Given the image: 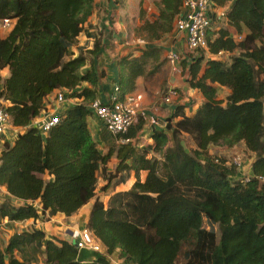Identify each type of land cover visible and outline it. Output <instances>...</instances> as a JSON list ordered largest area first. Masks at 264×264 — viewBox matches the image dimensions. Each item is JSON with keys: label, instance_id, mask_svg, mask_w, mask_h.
<instances>
[{"label": "trees", "instance_id": "1", "mask_svg": "<svg viewBox=\"0 0 264 264\" xmlns=\"http://www.w3.org/2000/svg\"><path fill=\"white\" fill-rule=\"evenodd\" d=\"M96 2L0 0V106L24 130L0 154V190L10 197L0 201V223L48 222L91 204L86 228L106 250L94 252L92 264H114L112 255L123 264H264V0H212L228 6L225 19L211 9L207 47L183 59L187 87L204 97L194 114L178 105L163 129L138 115L118 137L104 127V147L88 122L106 75L95 63L103 48L90 23ZM155 6L146 19L141 1L136 30L151 46L118 61L121 101L166 63L155 43L174 32L184 12L183 0ZM7 19L12 25L3 36ZM81 37L94 42L75 54ZM59 92L72 105L41 132L34 122ZM123 139L130 141L119 144ZM220 146L243 147L250 170L211 153ZM133 178L129 190L115 191ZM0 264L83 262L73 239L47 238L31 226L0 241Z\"/></svg>", "mask_w": 264, "mask_h": 264}, {"label": "crops", "instance_id": "2", "mask_svg": "<svg viewBox=\"0 0 264 264\" xmlns=\"http://www.w3.org/2000/svg\"><path fill=\"white\" fill-rule=\"evenodd\" d=\"M141 1L142 0H97L95 3V11L91 17L90 23L94 28L93 32L96 31L102 34L103 48L101 55L95 61L96 65L106 73L105 78L98 88V101L102 103H107L109 101L115 87L118 85L119 59L127 53L134 51L135 48H146L151 46L145 40L146 44H137V40L142 38L136 37L134 33L129 31L130 19L133 17H137L135 21L138 27L142 24L139 17ZM152 1L153 0H144V9L147 13L146 19H150L151 15L157 12L155 0ZM227 8L228 6L225 8H216L211 0V9H213V12L216 13L217 16H219L222 11L226 12ZM184 13L185 11L183 15ZM220 19L223 20L222 18ZM131 35L132 37L135 36V39L130 43L128 41V36ZM93 42V38L81 37L79 43L72 48V51L78 54L81 50H88L92 47ZM155 45L163 50L161 61L166 60V63L155 76L151 78H140L137 82L138 89L134 94H141L143 96L145 116L148 120L147 126L149 128L154 127L156 129H163L164 120L169 114L171 115L175 112L178 105H185L187 107V114L191 115L196 112L198 106L204 100V97L200 92L187 87L183 63L176 69L171 67L167 61V56L170 51L179 53H185L187 51L186 33L178 31L175 26V30L171 35L163 41L155 43ZM152 82L157 83V85L152 84ZM174 89L179 91L178 97L171 99L168 103L165 102L169 92ZM180 92H182V94H180ZM220 92H222V90ZM55 96L56 93L49 96L46 100L44 109L40 117L34 122V125L46 118L63 114L68 107L72 105L71 101L58 102ZM1 104H3L2 101H0V105ZM88 120L93 138L101 147H104L105 143L102 141V136L105 131L104 125L94 115L89 117ZM148 127L144 132L145 144L152 143L150 129H148ZM23 131L22 129L13 127L11 123H9L6 130L0 134V154L5 148L13 145L18 135ZM214 150L216 149L213 148L211 153L214 154ZM231 152L232 151H227L226 153ZM248 167L247 171L250 170V163ZM142 175L146 176V173H142ZM144 178L142 177V179ZM6 198L10 197L4 191L0 190V201ZM91 208L92 205L90 204L71 217L56 216L48 222H38V224H34L33 220L21 223L2 222L0 223V241L7 243L15 232L30 228L27 227L26 224L32 223L36 228L46 232L47 238L58 236L76 241L80 232L78 224L81 223V228L82 226L86 227ZM95 257L96 254L92 251H79V258L83 264H92ZM112 259L116 261L117 264H123L122 261L118 260L116 255H112Z\"/></svg>", "mask_w": 264, "mask_h": 264}, {"label": "built area", "instance_id": "3", "mask_svg": "<svg viewBox=\"0 0 264 264\" xmlns=\"http://www.w3.org/2000/svg\"><path fill=\"white\" fill-rule=\"evenodd\" d=\"M184 15L177 21L176 28L178 31L186 33L187 51L195 52L197 49L207 47V32L213 26L211 16V0H183ZM225 11L219 14V17L225 19ZM12 22L5 20L3 23V30L11 28ZM141 45L146 44L142 39L137 40ZM220 53L219 56H223ZM186 58V55L179 52L170 51L167 59L173 68ZM179 93L176 89L171 90L165 102H170L171 99L178 97ZM56 100L60 103L66 102L63 93L56 94ZM143 96L141 94L127 95L123 101L119 100V88L115 87L112 96L107 103L94 101L90 104V109L104 125V127L115 137L122 136L130 130L131 126L135 123L138 115H145ZM60 122L59 116L46 118L41 122L35 124L39 127L41 132H48L52 127ZM10 123V115L5 107L0 106V134H2L8 124ZM130 140H119V144L128 143ZM233 165L240 171L245 169L242 157L239 155L233 159ZM247 181L250 176L246 177ZM27 227L33 226L26 224ZM26 227V228H27ZM29 229V228H28ZM76 247L79 251L91 250L92 252L106 255V250L101 243L94 237V235L87 229H83L75 241ZM109 257V256H108ZM110 260L117 264L116 261L109 257Z\"/></svg>", "mask_w": 264, "mask_h": 264}, {"label": "rangeland", "instance_id": "4", "mask_svg": "<svg viewBox=\"0 0 264 264\" xmlns=\"http://www.w3.org/2000/svg\"><path fill=\"white\" fill-rule=\"evenodd\" d=\"M154 1V0H153ZM152 1V2H153ZM136 18L137 17H133L132 19H130V23H129V31H131L132 33H134V35L136 36V30L139 28L138 27V24L136 23ZM2 31H3V33H2V35L4 36H6V30H3L2 29ZM135 36L134 37H132V35L131 36H128V41L131 43V41L133 40V39H135ZM137 44H139L140 45V43H137ZM183 54H185L186 55V57L187 56H189V55H191L192 53L191 52H188V51H186L185 53H183ZM166 61V60H165ZM167 61H168V63L170 64V62H169V60L167 59ZM182 63H183V60L181 61V62H179V64L176 66V69L178 68V66H180V65H182ZM170 66L171 67H173L171 64H170ZM8 74H7V72H4L3 73V76L4 77H6ZM152 84H154V85H157V83H155V82H152ZM226 96V92L224 91V90H222V92H221V94H220V97L221 98H224ZM1 105H3V104H1ZM4 106V105H3ZM186 145H187V147L189 148V149H191V148H193V144H192V142L190 141V140H187V142H186ZM215 149L216 150H214V154H217V155H220V156H225L226 158H228L229 160H232V162H233V159L235 158V157H237V156H241L242 157V159H243V163H244V165H245V170L247 171V169L249 168L248 166H249V164H248V161H249V158H248V156H247V154H245L244 153V148L243 147H240L238 150H235V152L234 151H232L231 153H226L228 150L225 148V147H223V146H220V147H215ZM231 162V163H232ZM114 167H115V164H112L111 165V169L113 170L114 169ZM144 176L145 175H142V177L144 178ZM135 183V179H133L131 182H129L128 184H126V185H121L120 187H118L117 189H115V191H120V190H129L132 186H133V184ZM103 185V183H102V181L100 180V182H99V188L101 187ZM99 196H101V198H104L105 200H107L104 196H102L100 193H99ZM78 227H79V230H80V232L83 230V229H85L86 227H84V226H82V228H81V223H79L78 224ZM79 232V233H80ZM88 251H91V250H88Z\"/></svg>", "mask_w": 264, "mask_h": 264}]
</instances>
